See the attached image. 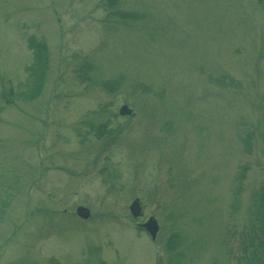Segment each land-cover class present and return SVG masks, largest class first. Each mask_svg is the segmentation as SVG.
Masks as SVG:
<instances>
[{
	"label": "rangeland",
	"instance_id": "obj_1",
	"mask_svg": "<svg viewBox=\"0 0 264 264\" xmlns=\"http://www.w3.org/2000/svg\"><path fill=\"white\" fill-rule=\"evenodd\" d=\"M263 193L264 0H0V264H264Z\"/></svg>",
	"mask_w": 264,
	"mask_h": 264
},
{
	"label": "trees",
	"instance_id": "obj_2",
	"mask_svg": "<svg viewBox=\"0 0 264 264\" xmlns=\"http://www.w3.org/2000/svg\"><path fill=\"white\" fill-rule=\"evenodd\" d=\"M26 46L30 50L32 54V58H33V62L28 67H26L27 72L31 74L30 76H32L33 82L31 81V84L29 85L30 89L29 91L26 92L25 98L26 97L31 98L34 95L35 91L38 90L40 86L41 76L47 66L46 47L42 41H39V40L37 41L35 40L34 37L26 38ZM5 92L4 91L2 92V97L4 99H8L6 96L7 92L6 93ZM262 195H264V193ZM258 244L260 248L264 246V236L262 237L261 240H259ZM255 250H257V248ZM257 255L258 253L252 255V257L258 258Z\"/></svg>",
	"mask_w": 264,
	"mask_h": 264
},
{
	"label": "water",
	"instance_id": "obj_3",
	"mask_svg": "<svg viewBox=\"0 0 264 264\" xmlns=\"http://www.w3.org/2000/svg\"><path fill=\"white\" fill-rule=\"evenodd\" d=\"M119 113L120 114H129L130 110L123 105L120 109H119ZM76 215L82 219H86L89 216V211L84 208V207H77L76 210ZM129 212L131 213L132 217H136L138 215H140V206H139V202L137 199H134L133 202L131 203V205L129 206ZM149 234L150 238L153 239L156 232H157V224L155 222V220L153 218H149L145 223H143L141 225Z\"/></svg>",
	"mask_w": 264,
	"mask_h": 264
}]
</instances>
